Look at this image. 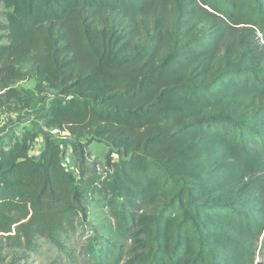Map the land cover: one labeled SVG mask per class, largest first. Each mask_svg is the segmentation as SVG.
<instances>
[{
	"label": "trees",
	"instance_id": "obj_1",
	"mask_svg": "<svg viewBox=\"0 0 264 264\" xmlns=\"http://www.w3.org/2000/svg\"><path fill=\"white\" fill-rule=\"evenodd\" d=\"M0 5V110L37 111L83 165L108 149L77 177L50 136L33 159L40 133L21 128L0 155V264L68 234L88 264H246L264 238V0ZM95 195L113 239L93 233Z\"/></svg>",
	"mask_w": 264,
	"mask_h": 264
},
{
	"label": "rangeland",
	"instance_id": "obj_2",
	"mask_svg": "<svg viewBox=\"0 0 264 264\" xmlns=\"http://www.w3.org/2000/svg\"><path fill=\"white\" fill-rule=\"evenodd\" d=\"M0 12H3V7L0 5ZM36 85L35 79L27 83L18 84L19 88L34 89ZM39 104L42 107L48 104L53 98L58 96V93L51 90L49 86H45L42 91L37 93ZM28 122H24L22 127L34 120L33 125L37 128L42 135L41 138H46L53 135L56 140H62L66 146L67 151L64 154L63 160L70 157L71 164L67 167L68 170L78 177V173L85 172L87 175L94 171V165L100 164L102 167L105 164L108 149L99 143H94L88 149V157L85 164H81L79 158L72 156V151L69 146L71 140L64 135L61 137L58 131L48 129L40 120H36L38 112L30 113ZM39 134V135H40ZM45 135V136H44ZM118 161L119 158H114ZM264 181V178H263ZM89 221L93 227V233L106 238H115V222L111 217L109 210L106 207V202L97 195L93 196V200L89 205ZM87 238H83L78 234H68L60 241L62 248H58L47 240L39 239L38 248L34 251L17 250L9 252L12 257H17L19 264H88L84 257L86 251ZM129 248V244H127ZM246 264H264V238L261 239L256 252L250 255Z\"/></svg>",
	"mask_w": 264,
	"mask_h": 264
},
{
	"label": "built area",
	"instance_id": "obj_3",
	"mask_svg": "<svg viewBox=\"0 0 264 264\" xmlns=\"http://www.w3.org/2000/svg\"><path fill=\"white\" fill-rule=\"evenodd\" d=\"M30 113L31 112L22 111L21 108L17 106H11L9 108L0 110V155L5 149L14 146L17 138L20 137V131L23 123L29 121V118L31 116ZM32 123H34V120H32L31 123L29 122L28 125L35 126ZM10 136H13V138L11 141H8ZM41 136L42 135L40 134L33 145H31L30 147V156L33 159H36L40 155L42 144L45 140V138L43 140ZM49 136L53 138V135ZM61 137H64V135H61ZM56 141L61 143V149L63 151H67V146L62 140ZM70 164V157H67L64 160V166L67 168Z\"/></svg>",
	"mask_w": 264,
	"mask_h": 264
}]
</instances>
